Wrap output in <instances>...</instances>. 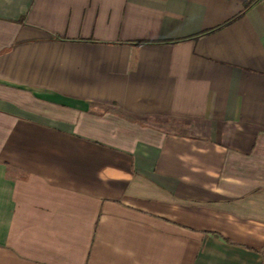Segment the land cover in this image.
I'll return each mask as SVG.
<instances>
[{
  "label": "crops",
  "instance_id": "crops-1",
  "mask_svg": "<svg viewBox=\"0 0 264 264\" xmlns=\"http://www.w3.org/2000/svg\"><path fill=\"white\" fill-rule=\"evenodd\" d=\"M0 264H264V0H0Z\"/></svg>",
  "mask_w": 264,
  "mask_h": 264
}]
</instances>
